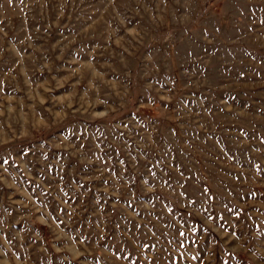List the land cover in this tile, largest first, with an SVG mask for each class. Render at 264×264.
<instances>
[{
    "label": "rangeland",
    "instance_id": "obj_1",
    "mask_svg": "<svg viewBox=\"0 0 264 264\" xmlns=\"http://www.w3.org/2000/svg\"><path fill=\"white\" fill-rule=\"evenodd\" d=\"M263 252L264 0H0V264Z\"/></svg>",
    "mask_w": 264,
    "mask_h": 264
},
{
    "label": "crops",
    "instance_id": "obj_2",
    "mask_svg": "<svg viewBox=\"0 0 264 264\" xmlns=\"http://www.w3.org/2000/svg\"><path fill=\"white\" fill-rule=\"evenodd\" d=\"M251 258H253L254 260L252 262L246 263V264H264V252L261 253L260 256H258L257 259L254 258V256H251Z\"/></svg>",
    "mask_w": 264,
    "mask_h": 264
}]
</instances>
